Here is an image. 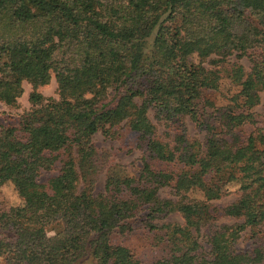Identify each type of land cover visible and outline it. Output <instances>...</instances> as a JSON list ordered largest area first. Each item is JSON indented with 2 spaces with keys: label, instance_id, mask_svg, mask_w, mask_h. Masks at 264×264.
<instances>
[{
  "label": "trees",
  "instance_id": "1",
  "mask_svg": "<svg viewBox=\"0 0 264 264\" xmlns=\"http://www.w3.org/2000/svg\"><path fill=\"white\" fill-rule=\"evenodd\" d=\"M232 55L249 66H230L235 93L217 107L205 94ZM51 80L56 99L37 92ZM22 82L29 107L0 114V186L20 200L0 210L1 264L264 262V128L251 112L264 93V0H0L2 105L16 106ZM121 125L139 165L94 192L92 138ZM228 184L235 199L213 205ZM137 228L156 239L151 262L109 239Z\"/></svg>",
  "mask_w": 264,
  "mask_h": 264
},
{
  "label": "rangeland",
  "instance_id": "2",
  "mask_svg": "<svg viewBox=\"0 0 264 264\" xmlns=\"http://www.w3.org/2000/svg\"><path fill=\"white\" fill-rule=\"evenodd\" d=\"M150 40H148V43ZM212 59V58H211ZM237 64L243 67L244 71L248 69V62L245 58L237 59L233 55L226 58L222 63L216 66L220 80V88L215 93H206L205 96L208 100L214 103L215 106L219 107L226 104V97L235 93V88L228 84L225 76L231 65ZM206 66V62L204 63ZM211 67V65H207ZM22 93L16 99V106L14 108L5 107L0 103V114L5 115H19L21 112L29 107L27 96L31 91L28 84L22 82L21 84ZM37 92L45 98H57L56 85L51 80L48 85L37 89ZM224 97V99H223ZM256 125L264 128V93L259 95V104L251 109ZM183 128L187 138L201 139L202 133L198 132L190 122L184 121ZM253 127L246 124L240 128L242 137L247 135ZM115 130L113 135L110 137H104L100 133H97L92 138V143L95 148L96 154V174L92 177L93 191L100 192L103 189V182L105 175L109 172H125L126 174H132L136 167L139 165L140 151L136 148L135 134L129 131L125 126L121 125ZM163 129L158 126V131L161 133ZM165 189L161 196H167ZM179 193L187 195L190 198L200 199L199 193H188L186 188L181 185L179 187ZM222 198L219 201H215L212 204L223 206L226 203L233 201L236 197V185L228 184L221 189ZM20 200L16 196L12 186L9 183H5L0 186V210L7 209L8 207L18 205ZM163 222H180L177 215H172L163 220ZM233 219H226L225 217L218 218L216 224L229 225L233 223ZM248 235L241 233L240 238L237 241L236 247L238 249H245L251 241L248 239ZM112 243L121 244L127 247L131 253L142 260L143 262H151L159 257L160 252L158 247L154 246L156 242L155 237H152L143 228H137L131 232L124 233H112L109 236ZM203 241L204 238H198ZM205 248L204 243H201ZM1 255V251H0ZM2 258L0 256V264ZM261 264H264L261 263Z\"/></svg>",
  "mask_w": 264,
  "mask_h": 264
}]
</instances>
